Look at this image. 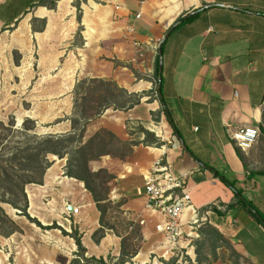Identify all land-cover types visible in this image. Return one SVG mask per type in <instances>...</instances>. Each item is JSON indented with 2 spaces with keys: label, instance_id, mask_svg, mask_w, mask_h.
Masks as SVG:
<instances>
[{
  "label": "crops",
  "instance_id": "0c3cea01",
  "mask_svg": "<svg viewBox=\"0 0 264 264\" xmlns=\"http://www.w3.org/2000/svg\"><path fill=\"white\" fill-rule=\"evenodd\" d=\"M76 1L0 0V34L16 30L17 48L24 62L34 66L32 92L43 94L36 98L73 100L84 78L111 81L129 93L155 89L156 98L145 96L126 111L107 108L86 129L90 136L105 129L131 147L119 164L104 160L103 165L114 173L116 196L126 198L125 212L137 223L145 220L142 244L135 256H124L122 237L101 224L92 194L77 203L69 196L70 181L84 183L66 175V163L58 160L42 184L26 186L28 213L43 227L18 209L10 214L20 229L0 234L2 264H95L90 258L115 264L121 257L125 264H174L166 236L156 229L162 216L145 209L144 176L160 148L144 143L139 130L151 131L162 111L155 77L159 56L162 96L177 128L176 133L162 112L161 140L174 170L192 171L188 190L197 208L196 216L190 211L183 216V250L196 264H264V225L210 169L233 182L243 193L240 198L264 215V152L256 147L264 138V0H82L81 11ZM180 16L184 19L176 22ZM171 28L160 53V42ZM247 125L261 130L250 154L231 137L233 130ZM71 131L69 121L62 132ZM67 203L80 212L69 214ZM191 217L199 222L191 225ZM55 222L59 228H51ZM208 226L229 244L211 246ZM73 227L80 232L87 262L70 235ZM99 229H104L102 235L96 234Z\"/></svg>",
  "mask_w": 264,
  "mask_h": 264
},
{
  "label": "rangeland",
  "instance_id": "374dc122",
  "mask_svg": "<svg viewBox=\"0 0 264 264\" xmlns=\"http://www.w3.org/2000/svg\"><path fill=\"white\" fill-rule=\"evenodd\" d=\"M15 32L16 30L14 29L12 34L14 35ZM12 34L8 32L4 35L0 34V120L7 125L13 120L15 126L13 129L4 132V139L0 138V154L7 153L10 147L21 144L27 134H37L39 136L66 134L62 131H64L65 126L71 119H78L79 129L86 118L89 123L91 122L90 119L96 121L102 115L106 105H120L125 101V98L121 95V91L114 82L105 80L106 83H103L100 81L103 79L99 78L82 79L77 84L73 100L70 99L68 101L65 98H36L35 95L43 94H34L32 92L34 82H30L29 74L34 71V66L32 62L28 65V60L24 62V55L17 48V41L13 39ZM149 92H152V99L156 98L155 89ZM157 117V119L154 117L155 125L159 124L162 112ZM27 118L34 121V125L36 126L34 131L24 130L23 123ZM150 128L153 127L150 126ZM96 135H99V137L95 139V148L89 151V153L94 152L96 159L89 162V168L92 173L103 170L100 172L99 178H92L95 182L93 186L97 191L98 199L101 200V207L105 209L101 224L104 227L113 229V231L122 237L123 253L127 255L140 248L142 244L141 226L143 224L141 222L137 223L133 216L130 213H126L122 208L126 202V198L116 196V182L113 180L114 173L109 171L106 164L103 165V161L107 160L113 164H119L120 159H125L132 150L129 144L120 142L118 138L111 136L105 129L95 131L91 136L89 133H85L83 141L87 142ZM260 141L261 143H259ZM260 141L256 144V147L262 146L264 152V138ZM153 147H160V145L153 144ZM254 149L255 146L247 152L250 154ZM99 153L104 154L99 155ZM48 158L52 161V164L58 160H62V163H66L67 170L68 156L60 158L50 154ZM63 159H66V161H63ZM61 162L57 164L60 165L62 164ZM107 176H111V178L109 179ZM67 188L71 192L69 196L73 197L76 203L82 201L84 199L83 196L91 193L85 187V184L80 185L75 181H70ZM119 191L117 190V192ZM3 206L9 216L17 213V209L11 205L3 204ZM17 226L19 227L18 224ZM52 226V228H59L57 222ZM73 231H77L80 234L79 230H75L74 227L71 232ZM102 233H104V229L98 235H102ZM12 259L11 257V261ZM0 264H2L1 261ZM174 264H176V259Z\"/></svg>",
  "mask_w": 264,
  "mask_h": 264
},
{
  "label": "trees",
  "instance_id": "16d2710c",
  "mask_svg": "<svg viewBox=\"0 0 264 264\" xmlns=\"http://www.w3.org/2000/svg\"><path fill=\"white\" fill-rule=\"evenodd\" d=\"M82 0L76 1V6L78 11H81ZM86 1V0H83ZM50 8L55 7V2L53 1ZM184 19V17L180 16L176 22ZM45 23H43V26ZM174 26V25H173ZM172 26V27H173ZM155 76L157 78V84L159 83L160 77V56L157 58L155 65ZM103 83H106L105 80H100ZM79 84V83H78ZM116 84V83H114ZM78 86V85H77ZM118 87V86H117ZM119 88V87H118ZM121 91V95L125 98V101L120 105L108 104L105 106L107 108H114L119 110H129L134 106L141 103V100L145 96H152V92H142V93H129L124 88H119ZM157 99L160 101L162 105V111L168 121V123L174 126V121L171 116L170 110L167 108L164 97L161 96L162 90L156 89ZM152 97L150 98V100ZM99 114V113H98ZM155 116V114H154ZM158 117H156L157 119ZM72 121V131L66 134L58 135V134H49L44 136H39L37 134H27L25 139L21 144L12 146L9 148L8 152H4L0 154V234L4 236H9L15 231L19 230L16 222L9 216L3 204H9L13 208L20 210V214L26 216L30 221L36 223L38 226L43 227V225L36 219L32 218L28 213V196L26 193V186L28 184L37 183L42 184L44 181V175L46 170L52 165V161L48 158L50 154L56 155L60 158L68 156V164L66 175L69 177L76 178L82 181L85 184V187L92 193L94 200L97 203V206L101 212V221L103 219L104 210L101 207L100 201L98 199L97 191L93 186L94 178L100 177V170L96 173H92L89 168V162L96 159V155L93 153H89L92 149L95 148V139L99 137V135L94 136L89 139L87 142H84L85 133L87 129V125L89 123L88 119L83 120L81 127L78 129V119H71ZM15 126L14 121H10L7 125L5 122L0 120V138L4 137V132L13 129ZM34 121L27 118L23 123L24 130H35ZM79 130V131H78ZM139 130L145 134L144 143H148L149 145L157 144L162 145V141L155 135L154 132L140 127ZM107 131V130H105ZM174 131L177 133V128L174 126ZM24 132V131H23ZM111 136L115 137L114 134L107 131ZM264 132V130H263ZM5 138V137H4ZM3 138V139H4ZM120 141V140H119ZM122 142V141H120ZM104 153H99L102 155ZM206 167L209 168L208 164ZM216 177L220 178L228 187L235 190V193L240 202H243L248 209L252 212L253 216L260 221L264 225V215L261 214L253 205L251 201L248 199L241 197L243 195L241 190L236 189L233 182L228 180L222 173H220L215 168H210ZM107 178H111V176H107ZM53 226H51L52 228ZM102 232V229H99L96 234ZM65 234H68L64 230ZM208 241H210L211 246H215V244L220 241L224 244H229V240L223 236L216 228L212 226H208L207 228ZM76 240L79 249V255L87 262L88 259L84 257L85 248L81 242V236L77 231H73L70 234ZM138 250L127 254L129 259L136 255ZM232 256L235 260L240 258V255L237 254L234 250H232ZM216 257V256H215ZM214 257V258H215ZM90 261L95 264H107L103 258H90ZM126 258L121 257L119 262L115 264H125ZM73 264H79V261H75Z\"/></svg>",
  "mask_w": 264,
  "mask_h": 264
},
{
  "label": "built area",
  "instance_id": "2783aa9c",
  "mask_svg": "<svg viewBox=\"0 0 264 264\" xmlns=\"http://www.w3.org/2000/svg\"><path fill=\"white\" fill-rule=\"evenodd\" d=\"M138 1L144 3V0ZM139 16L140 14H138ZM159 125L160 123L158 125L153 123L152 126L154 127L151 130L161 140V137H165V132L156 131L155 126ZM260 134L259 127L247 125L233 130L231 137L241 150L248 151L256 143ZM162 142V145L157 147L163 149L162 152L153 160L150 169L144 176L145 209L152 214L157 213L162 216V220L156 225V229L166 236V244L169 245L167 252L171 251V256L176 259V264H196L188 250H183L182 246L184 239L183 216L186 211H190L193 216L197 215V208L194 206L191 193L188 190L192 171L176 172L167 157L168 147L164 141ZM69 206L72 205L67 203L66 211L69 214L80 212V207L72 206V211H69ZM191 221V225L199 222L194 217H191ZM144 223L145 220H141V224ZM188 244L193 247L191 240Z\"/></svg>",
  "mask_w": 264,
  "mask_h": 264
},
{
  "label": "water",
  "instance_id": "95a60500",
  "mask_svg": "<svg viewBox=\"0 0 264 264\" xmlns=\"http://www.w3.org/2000/svg\"><path fill=\"white\" fill-rule=\"evenodd\" d=\"M171 30H172V28L167 32V34L164 36V38L160 42V46H159L160 53L162 52L163 41L166 38V36L169 35V33L171 32ZM161 72H162V61L160 63V73ZM161 88H162V77L160 76L159 77V83H158V89H159V91H161ZM160 95L162 96V94H160Z\"/></svg>",
  "mask_w": 264,
  "mask_h": 264
},
{
  "label": "bare ground",
  "instance_id": "6f19581e",
  "mask_svg": "<svg viewBox=\"0 0 264 264\" xmlns=\"http://www.w3.org/2000/svg\"><path fill=\"white\" fill-rule=\"evenodd\" d=\"M152 127H154V126H152ZM155 128H156V131L159 132V133H160L161 131H162V132H165V131H164V128L161 126V124H160L159 126H155ZM159 150H160V152H162L163 149H159Z\"/></svg>",
  "mask_w": 264,
  "mask_h": 264
}]
</instances>
